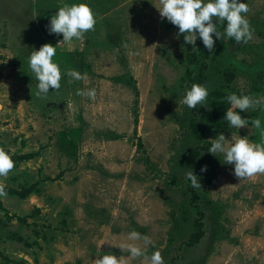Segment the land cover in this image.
<instances>
[{
  "label": "rangeland",
  "instance_id": "rangeland-1",
  "mask_svg": "<svg viewBox=\"0 0 264 264\" xmlns=\"http://www.w3.org/2000/svg\"><path fill=\"white\" fill-rule=\"evenodd\" d=\"M73 2L0 0V147L15 162L0 177V264H94L105 253L149 264L120 248L133 229L165 264H264V173L237 178L207 151L221 132L264 143V105L236 110L260 128L223 119L229 92L264 96V0H246L252 38L214 37L211 55L177 36L158 0H86L95 29L61 55L67 42L46 25ZM44 43H57L61 87L38 96L28 56ZM192 83L208 87L207 106L183 104Z\"/></svg>",
  "mask_w": 264,
  "mask_h": 264
},
{
  "label": "clouds",
  "instance_id": "clouds-1",
  "mask_svg": "<svg viewBox=\"0 0 264 264\" xmlns=\"http://www.w3.org/2000/svg\"><path fill=\"white\" fill-rule=\"evenodd\" d=\"M154 7L161 18L177 27V36L183 34L186 44L197 49L196 40L200 38L210 55L215 49L214 37L232 38L237 43H246L252 38L253 29L246 15L249 11L246 0H158ZM96 22V14L91 5L86 0H79L64 3L56 8L55 14L49 17L46 30L50 34H62V39L58 42H70L73 38L83 40L86 32L95 29ZM218 25H223V32L219 30ZM55 45L44 43L38 50H32L28 56L29 68L38 81L36 84L38 96L46 95L50 87L53 90L61 87V68L53 60L56 55ZM64 74L73 81L88 79L87 73H81L76 69H67ZM76 94L94 100L96 89L78 88ZM208 95L209 89L205 84L192 83L190 88L185 89L182 102L190 109L198 105L207 106ZM224 99L230 106L226 109L223 119L228 122L230 128L238 130L241 127H249L250 124L256 128L261 127L259 118L244 117L236 110L248 113V109L264 105V96L254 97L242 92L240 94L229 92ZM209 140L210 147L207 151L213 155L222 154L223 163L233 166V174L237 178L244 179L264 173V143L251 142L247 135L241 136L238 133L235 137L226 138L222 132ZM14 165L11 155L0 147V177H6ZM207 167V164L201 165L200 173L206 172ZM185 178L193 188H201L200 179L192 169L186 171ZM6 196L5 184L0 182V197ZM140 241L145 246L152 243L150 236L133 229L127 233L126 240L121 243L120 248L127 250L128 257L133 259L143 257L149 264H165L159 249L153 250L149 256L147 248L138 243ZM126 260L127 257L105 253L97 256L94 264H126Z\"/></svg>",
  "mask_w": 264,
  "mask_h": 264
},
{
  "label": "crops",
  "instance_id": "crops-1",
  "mask_svg": "<svg viewBox=\"0 0 264 264\" xmlns=\"http://www.w3.org/2000/svg\"><path fill=\"white\" fill-rule=\"evenodd\" d=\"M71 42H76V41H75V38H73V40H72ZM68 44H69V42L65 43V45H64L65 48L63 49V52H62L61 55L69 53V52H68V48H67ZM76 45H77V44H76Z\"/></svg>",
  "mask_w": 264,
  "mask_h": 264
},
{
  "label": "built area",
  "instance_id": "built-area-1",
  "mask_svg": "<svg viewBox=\"0 0 264 264\" xmlns=\"http://www.w3.org/2000/svg\"><path fill=\"white\" fill-rule=\"evenodd\" d=\"M62 36V34H60Z\"/></svg>",
  "mask_w": 264,
  "mask_h": 264
}]
</instances>
